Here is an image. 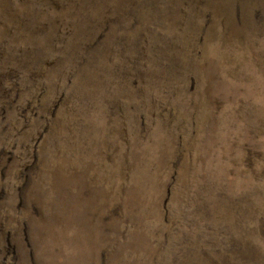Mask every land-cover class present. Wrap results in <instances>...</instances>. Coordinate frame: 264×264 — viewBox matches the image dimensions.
Instances as JSON below:
<instances>
[{"label": "rangeland", "instance_id": "374dc122", "mask_svg": "<svg viewBox=\"0 0 264 264\" xmlns=\"http://www.w3.org/2000/svg\"><path fill=\"white\" fill-rule=\"evenodd\" d=\"M0 264H264V0H0Z\"/></svg>", "mask_w": 264, "mask_h": 264}]
</instances>
